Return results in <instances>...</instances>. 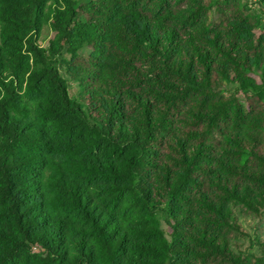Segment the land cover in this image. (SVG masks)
<instances>
[{
    "label": "trees",
    "instance_id": "trees-1",
    "mask_svg": "<svg viewBox=\"0 0 264 264\" xmlns=\"http://www.w3.org/2000/svg\"><path fill=\"white\" fill-rule=\"evenodd\" d=\"M245 216L264 0H0V264H264Z\"/></svg>",
    "mask_w": 264,
    "mask_h": 264
},
{
    "label": "rangeland",
    "instance_id": "rangeland-1",
    "mask_svg": "<svg viewBox=\"0 0 264 264\" xmlns=\"http://www.w3.org/2000/svg\"><path fill=\"white\" fill-rule=\"evenodd\" d=\"M260 13V11H257ZM44 33H48L47 30L44 31ZM45 44V43H43ZM70 88H71V93L75 94L77 92V85L76 82H70ZM242 223L246 230L249 232L250 235H259L263 236L264 235V222L260 221L259 219H253L251 216H245V218H242ZM165 231L169 234L170 233V228L167 225H163Z\"/></svg>",
    "mask_w": 264,
    "mask_h": 264
}]
</instances>
